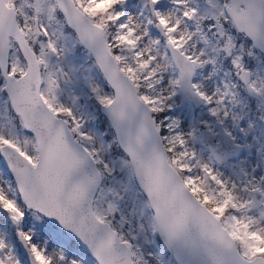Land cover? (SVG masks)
Instances as JSON below:
<instances>
[{"label":"snow or ice","instance_id":"1","mask_svg":"<svg viewBox=\"0 0 264 264\" xmlns=\"http://www.w3.org/2000/svg\"><path fill=\"white\" fill-rule=\"evenodd\" d=\"M0 264H264V0H0Z\"/></svg>","mask_w":264,"mask_h":264}]
</instances>
